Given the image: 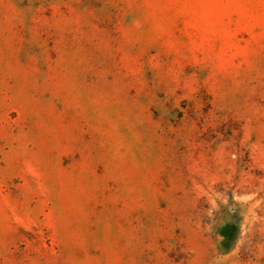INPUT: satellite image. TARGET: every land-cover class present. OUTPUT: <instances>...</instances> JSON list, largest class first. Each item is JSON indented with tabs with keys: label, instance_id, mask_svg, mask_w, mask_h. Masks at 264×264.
Wrapping results in <instances>:
<instances>
[{
	"label": "rangeland",
	"instance_id": "1",
	"mask_svg": "<svg viewBox=\"0 0 264 264\" xmlns=\"http://www.w3.org/2000/svg\"><path fill=\"white\" fill-rule=\"evenodd\" d=\"M0 264H264V0H0Z\"/></svg>",
	"mask_w": 264,
	"mask_h": 264
}]
</instances>
